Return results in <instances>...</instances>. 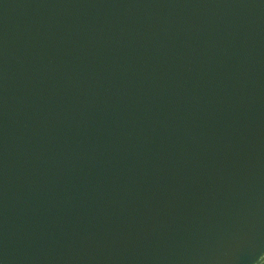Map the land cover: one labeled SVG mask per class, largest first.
I'll list each match as a JSON object with an SVG mask.
<instances>
[{"label": "water", "instance_id": "1", "mask_svg": "<svg viewBox=\"0 0 264 264\" xmlns=\"http://www.w3.org/2000/svg\"><path fill=\"white\" fill-rule=\"evenodd\" d=\"M0 264H264V0H0Z\"/></svg>", "mask_w": 264, "mask_h": 264}]
</instances>
